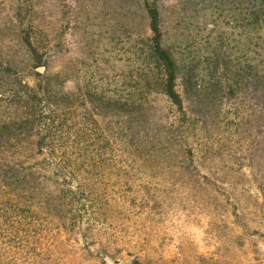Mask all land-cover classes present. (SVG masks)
I'll return each mask as SVG.
<instances>
[{
	"label": "rangeland",
	"instance_id": "1",
	"mask_svg": "<svg viewBox=\"0 0 264 264\" xmlns=\"http://www.w3.org/2000/svg\"><path fill=\"white\" fill-rule=\"evenodd\" d=\"M127 262L264 264V0H0V264Z\"/></svg>",
	"mask_w": 264,
	"mask_h": 264
},
{
	"label": "trees",
	"instance_id": "2",
	"mask_svg": "<svg viewBox=\"0 0 264 264\" xmlns=\"http://www.w3.org/2000/svg\"><path fill=\"white\" fill-rule=\"evenodd\" d=\"M144 9L149 20V30L151 32V48L152 52L164 70V79L162 84L163 93L176 106L181 107L180 95L175 90L176 79L179 74V67L169 53L162 47L160 14L158 9L150 3H144ZM26 44L33 58L36 60V67L43 66L35 48L31 45L28 38Z\"/></svg>",
	"mask_w": 264,
	"mask_h": 264
},
{
	"label": "water",
	"instance_id": "3",
	"mask_svg": "<svg viewBox=\"0 0 264 264\" xmlns=\"http://www.w3.org/2000/svg\"><path fill=\"white\" fill-rule=\"evenodd\" d=\"M125 264H130V263L127 262V263H125Z\"/></svg>",
	"mask_w": 264,
	"mask_h": 264
}]
</instances>
